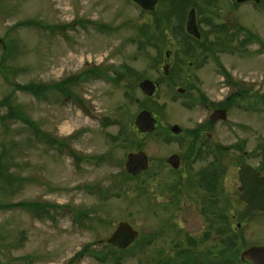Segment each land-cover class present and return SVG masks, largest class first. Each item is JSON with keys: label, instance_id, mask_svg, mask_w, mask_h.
Returning <instances> with one entry per match:
<instances>
[{"label": "rangeland", "instance_id": "1", "mask_svg": "<svg viewBox=\"0 0 264 264\" xmlns=\"http://www.w3.org/2000/svg\"><path fill=\"white\" fill-rule=\"evenodd\" d=\"M172 3L159 1V18L132 0H0L6 47L0 43V264H160V249L168 257L175 244L189 248L185 235L199 239L209 219H218L203 206L209 198L227 208L226 225L242 238L229 246L239 255L264 244V215L247 214L238 189L243 159L264 164V0ZM190 9L201 34L195 41L180 29ZM226 22L228 30L216 29ZM203 47L214 54L203 55ZM87 69L100 76L70 85L77 100L56 90L41 100L21 89L65 83ZM145 78L158 83L152 97L139 87ZM179 87L185 94L177 93ZM240 90L255 97L258 108L256 100L237 99L227 120L209 125L219 104ZM200 94V103L190 106ZM16 109L18 116H9ZM142 109L155 117L156 134L134 132L127 141ZM174 124L181 134H172ZM199 134L226 147L217 197L197 175L213 155L188 159L189 142ZM134 138H143L142 146ZM244 142V150L235 146ZM137 151L146 153L149 168L128 179L126 158ZM173 153L181 158L178 171L166 162ZM177 179L179 190L172 187ZM34 204L50 213L37 215L28 207ZM121 223L136 233L122 255L100 261L85 253L104 255ZM219 230L213 229L212 240L222 236Z\"/></svg>", "mask_w": 264, "mask_h": 264}, {"label": "flooded vegetation", "instance_id": "2", "mask_svg": "<svg viewBox=\"0 0 264 264\" xmlns=\"http://www.w3.org/2000/svg\"><path fill=\"white\" fill-rule=\"evenodd\" d=\"M158 3H159V1H158ZM204 63H205L204 61L200 62V64L197 65L196 67L199 68ZM183 89H184V91H183V93H181V95L185 94L186 90H185V88H183ZM241 90H242V88H241ZM241 90L239 91V93H237V94H239V96H236V98L229 96L226 100L222 101L219 104L218 108H216L213 111V113H214L216 110H225L226 111L225 119H217V120L213 121L211 118V116L213 114L212 113L210 115V121H209L210 124L209 125H212V124L214 125V124L219 123L221 121L227 120L228 109H229L228 107H230L232 103L236 102L237 99L241 98L243 100H246V99L256 100L255 97H253V96L251 97L249 93L247 95H245V94L242 95L243 94L242 91H244V90H242V91ZM200 97H201V94L198 98L196 97L193 99L194 105L198 102L200 103ZM257 101L258 100H256L253 104L254 109L258 108L257 105L259 103H257ZM196 129H199V128H196ZM201 136H202V134H199V140H192L189 142L191 144L190 148H192V150L189 154L188 159H190V161L195 162V161H198L199 159H202L203 157L206 158L207 156H211V154L213 155V161L214 162H211L209 165H207V169H205L206 171L202 170V169L199 170L197 172V175H199V173H202V175L205 176L203 178V181H204L206 186H204V185L203 186L208 191H210L209 192L210 194H212L213 196L216 195V197H217L218 195H220V191H221L220 187H219V182H221V178L223 177V174H224L223 166H222V160L225 156L223 149L224 148L226 149V147H224L223 145L218 144V143H211L208 138H204V139L200 140ZM261 143H259L260 144L259 147H261ZM244 145H245V142L243 144L241 143L239 145L236 144L235 146L239 150H244L243 149ZM173 154H177V153H173ZM173 154H171V155H173ZM243 164L250 165L259 174V177H264V164H262V165L259 164L258 166H254L248 162H245V160L243 159L240 166H239V169H238V177L240 180V186L238 188L240 191L239 199L243 204H245V212L249 215H255L256 213L264 215V212L260 211V210L250 211V212L247 211L246 210L247 203L245 201L241 200V198H240V195L242 193H244V190H241L242 181H241L240 174H239V171H240L241 166ZM168 165L172 168V171H178L180 169V166H181L180 156H179V167L178 168H175L170 164H168ZM148 168H149V164H148ZM215 172H216V180H214V173ZM196 179H198V178H195V180ZM193 180H194V178L189 180V185L192 184L191 182ZM178 185H179V181L177 179L175 181V183L172 184V187H175L176 190L177 189L179 190L180 187L178 188ZM213 196H212V198H213ZM217 200L218 199H214V198L210 199L209 198L208 202H210V204L209 205L206 204L203 206L206 210H209V208H210V210H209L210 213H212V214L214 213L213 215H215V217H218V219H209V222L207 225L208 229L202 234V236L199 239L195 238L193 236H190L189 234L185 235V239H186L185 241L187 242V245L189 248H180V245H179L180 243H178V245L175 244L176 247H173V248H175L177 251H175L174 254L168 255V257L166 255V252H163L164 250L160 249V251H159L160 264H229L228 263V256H229V249H230V246H229L230 240H234L235 242L239 240V242H242V238L240 236H237V234H235V233H231V232H234V230H232L231 226L226 225L229 222L228 220H231L229 214L226 213V212H228L227 208L225 210L223 209L224 211L222 210V208H219L218 205L216 204ZM172 202L174 204H176V200L172 201ZM214 208H216L215 211H214ZM217 211H221L222 215H224L223 218H220L219 214L216 213ZM220 219H222V220H220ZM221 222L222 223L225 222V223L222 225ZM240 225L241 224H237L238 227H240ZM214 228H217V229L219 228L220 234L222 235L218 241L212 240V238H211V235H212ZM230 233L235 235V236L230 237L229 236ZM200 244L203 247H199ZM262 245H264V244L253 245V246H262ZM243 263L252 264L249 260H246Z\"/></svg>", "mask_w": 264, "mask_h": 264}, {"label": "water", "instance_id": "3", "mask_svg": "<svg viewBox=\"0 0 264 264\" xmlns=\"http://www.w3.org/2000/svg\"><path fill=\"white\" fill-rule=\"evenodd\" d=\"M137 5H139L143 10L153 11L159 0H133ZM247 0H237L241 3ZM186 31L196 38H200L201 34L198 28L196 20L195 9H191L188 13L186 21ZM0 42L2 40L0 39ZM4 45V44H3ZM168 55V54H167ZM164 71L166 74L169 72V65L164 66ZM157 88V83L151 79H144L140 83V89L142 92L151 97L154 95ZM183 92V89H179ZM225 110H216L211 118L213 121L217 119H225ZM135 125L141 133H149L154 131L156 127V119L152 113L146 109L140 111L135 119ZM171 131L175 134L181 132L179 125H173ZM167 162L173 167H179V156L177 154L171 155ZM148 157L145 152L139 151L136 153H130L127 156L125 163L126 171L128 174L137 175L138 173L146 170L148 168ZM240 178L242 181L241 190L244 193L240 195L241 200L247 203V211H263L264 212V177H259V174L247 164H243L239 171ZM136 239L135 231L127 223H121L115 233L109 238V243L119 249L128 248ZM241 259H249L253 264H264V245L262 246H251L241 253Z\"/></svg>", "mask_w": 264, "mask_h": 264}, {"label": "trees", "instance_id": "4", "mask_svg": "<svg viewBox=\"0 0 264 264\" xmlns=\"http://www.w3.org/2000/svg\"><path fill=\"white\" fill-rule=\"evenodd\" d=\"M170 1H172L173 2L172 4H174V5L175 4H178L179 5V4H183L184 1H187V0H170ZM175 9L177 10V8H174L171 12L167 13V17H170L172 15H175L174 12H173V11H175ZM153 13L156 14V15H159V18L164 17V14L163 13H160L158 11V9L155 12H153ZM160 20L163 22V19H160ZM180 26H181L180 29L182 30V33L185 34L187 36V38H189L191 40L196 39V38H194V37L189 36L188 34H186L185 29H184L183 22H180ZM216 26H217L216 29H220V30H225L226 28H227V30L229 29V24L227 22L226 23H222V24H217ZM240 30L242 31V29H237L236 30V33L241 35ZM230 31H234V30L231 29ZM145 35H146V33H145ZM252 37H253V35H251L250 38H248V39L244 38V40L246 39V40H249L250 41L252 39ZM245 45H246V43H244V46ZM203 50H204L202 52L203 55H208L210 52H212V53L214 52V51H211L208 47L207 48L206 47H203ZM199 56H202V55H199ZM6 58L7 57H6V53H5L4 56H2V61H4ZM222 72L225 74V71L222 70ZM96 76H100V75L97 74V71L95 72V70H93V69H87L83 73H81L79 75H74L71 78L67 79V81L65 83L62 82V81L61 82H58V83L51 84V85H48V84H35L34 83V84L27 85V86H25V87H23L21 89L26 90L28 92H31L33 95H35L37 98H39L41 100L46 99L47 96H48V92L49 91H52V90H56V91H58V92H60L62 94H65V96L67 97L68 100H70V99L77 100V99H79V96L76 95L75 91H73V88L70 85L76 86V85H78L80 83L81 80H83V79L88 80L89 78L92 79V78H94ZM122 77H123V75L121 73H119L118 76L115 78V81L116 82L120 81V79ZM64 84H65V88L63 87ZM67 85H69V86H67ZM237 93H239V91H237ZM236 96H239V94L235 95L234 98H236ZM261 98H262V100H260V101L263 102L264 101V98L263 97H261ZM135 100L136 101H139L138 99H135ZM257 103H258V101H257ZM190 106H192L191 103H190ZM9 116L17 117L18 116L17 109H16V111H12ZM29 123H30V126L34 127V125L31 122H29ZM135 129L136 128H134V130H132L133 132L131 133V135L130 134L128 135V138L126 139L127 141H129L131 139V136L133 134H135V133H137V136L138 137L139 136L140 137L141 136H147V135H141L137 131V129L136 130ZM36 132L39 134V130H36ZM124 132H125V130L123 131V133ZM154 134H156V133L154 132L151 135H154ZM135 141L137 142V144L139 146H142V143H143L144 139L143 138H141V139L137 138V139H135ZM124 175L128 179H134L135 178V177H132V176L126 174V173H124ZM6 180L8 182H11L12 183L13 178L10 177V178H7ZM214 180H216V172L214 173ZM28 207L31 208L32 210H34L37 215H41L40 214V210H43L46 215L50 213V210H48L47 208H44V207H37V204L28 205ZM55 207H56V205H50V208H55ZM218 214H219L220 218H223L224 215H222L221 212H219ZM230 242H233L234 243V241H232V240H230ZM105 247H108L109 250H107L104 255H103V253L99 254L97 251H94V250H87V251L85 250L86 251L85 253H87V254L90 253L94 258H98L100 261H103V260H105V258L107 256H110V255H113V256H115V255H122L123 252H124V251L118 250L117 248L113 247L112 245H110L108 243L106 244ZM228 263L229 264H239V263L240 264H247V263L241 262V260L239 259L238 251H236L233 246H231L230 249H229Z\"/></svg>", "mask_w": 264, "mask_h": 264}]
</instances>
